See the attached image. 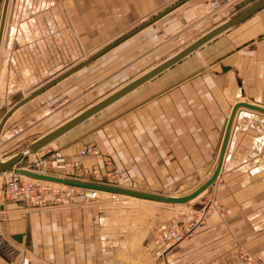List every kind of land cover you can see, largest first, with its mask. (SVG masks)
<instances>
[{
	"label": "crops",
	"instance_id": "1",
	"mask_svg": "<svg viewBox=\"0 0 264 264\" xmlns=\"http://www.w3.org/2000/svg\"><path fill=\"white\" fill-rule=\"evenodd\" d=\"M207 1L19 0L22 8L16 13L17 30L10 25L8 12L0 48V104H7L0 121L12 106L31 95L21 89L26 73L37 79L38 90L56 83L10 114L0 132V143L9 144L20 135L14 143L23 144L21 151L17 148L21 153L60 124L36 132L25 143L28 129L43 125L70 102L68 89L74 81L88 79L89 67L110 66L116 54L124 53L155 26L165 34L163 26L175 23L179 25L176 31H182L203 16ZM257 1H240L227 11L228 17ZM14 34L19 54L9 46L4 67L6 37H12L7 40L11 43ZM143 52L128 60L125 54L123 61L115 63H132L144 56ZM76 67L80 69L70 73ZM124 67L98 82L122 75ZM139 74L120 83L124 85ZM60 99L65 100L53 103ZM243 101L264 107V7L112 103L115 112L90 132L69 134L75 127L36 154L60 149L71 160L84 145L95 144L121 167L123 186L141 191L186 188L177 196L187 195L215 170L232 108ZM29 104L38 111L37 118L26 121L24 128L27 110L23 108ZM233 119L218 179L186 205L201 209L205 194L213 187L227 212L205 213L186 239L168 246L152 244L145 224L126 221L132 217L133 202L107 203L103 200L110 197L106 192L94 203L42 210L26 209L24 201L12 197L0 201V264H233L245 251L264 261V113L243 106ZM98 157L87 155L83 164L102 168L104 159ZM32 160L25 157L18 165L31 167ZM11 173L0 175L4 183Z\"/></svg>",
	"mask_w": 264,
	"mask_h": 264
},
{
	"label": "rangeland",
	"instance_id": "2",
	"mask_svg": "<svg viewBox=\"0 0 264 264\" xmlns=\"http://www.w3.org/2000/svg\"><path fill=\"white\" fill-rule=\"evenodd\" d=\"M18 1L19 0H10L9 6H8V8H10V11L8 10V12H9L8 20H9L10 25L16 26L15 27L16 30H17L16 13L18 12V10H20L22 8V6H20ZM208 2H209V0L207 1V3ZM3 4H4V0H0V19L2 16ZM23 8H26V7H23ZM237 8L238 7H236V9ZM230 10H231L230 8H226V10L219 12L217 14H215V13L210 14L209 13V3H208V7L206 5V9H205V12L203 13V16H201V18L198 19L196 22L191 23L189 26L182 27V31H180V32L176 31V30H178L177 28L179 27V25L177 26V25H175V23H172V24L168 23V25H166L167 26L166 28L163 26V32L165 31L164 32L166 34L165 35L163 33H159L157 31V27L155 26V29H154V27H153V29L151 28L153 31H151L150 34L144 35L143 37H141L138 41L134 42L133 44L131 43L132 45H130L127 48V50H125L124 53L121 52L120 54H116L115 57H117V58L115 60H113L114 63L110 62V66L102 64V65H96V66L89 67V72H88V76H87L88 79H84V78L82 79V81L85 82L84 86H81L82 81L78 82V83H77V81H74V84L71 88L73 90H71L70 88L68 89V91H69L68 99H70V102H68V104H66L63 107H60V110L54 115V117L45 121V123H44L45 125L43 124V125H39L36 128L33 127V128L28 129V133L24 135V138L26 139L25 143L28 142L29 140H31L32 138H34V136L36 134H38L36 132H39L40 130L42 131L43 129L50 127V125H52V124H55V126H56L57 124L63 122L64 120H68V117L70 118V116L73 117V116L77 115L78 113L82 112L83 109H85L86 107L96 103L98 100H101V99L105 98L106 96L110 95L111 92H113V91L119 89L120 87L126 85V83H128L129 81L126 82L124 85H122L123 83H120L125 79V77L130 76V75H137L140 72L142 74V71L144 73V71L147 69H149V70L153 69L154 66H156L157 64L161 63L162 61L169 58L170 56L175 55L176 53L181 51L186 45L193 42L194 39L196 40L199 36L205 34L212 27L226 21V19L229 18L227 11H230ZM26 13H27V11H26ZM7 16H8V14H7ZM165 20H167V19H165ZM6 22H7V18H6ZM162 22H164V21H162ZM9 23H8V25H9ZM158 24H162V23H158ZM6 25H7V23H6ZM5 30H6V26H5ZM13 37L14 38H13V41L11 43H8V41L12 37H9V38H8V36L6 37L7 39H6V43H5V48H7V49L3 51L4 52L3 58L1 60V64H4V67H5V64L8 62L7 56L10 55V54H8L9 52H7L9 49V46L12 47L13 52L18 53L16 51V49L18 48V37L15 34ZM142 50H145L146 53L143 52V54H145V55L142 57H139L138 60L133 61L132 63H130L131 61H129L125 64H116L115 63V62L118 63L119 61H123L126 58V57L124 58L125 54L127 56V60H128V58L131 59L133 56H134V58H136L139 55V52ZM123 66H125V67L123 68L124 72L122 75H120L118 73H117L118 75H115L116 73H114L115 76H112L110 80L104 81V82H98V81H101V79L103 77H105L106 75L112 73L113 71L116 72V69L123 67ZM117 72H120V71H117ZM139 76H140V74H139ZM130 77H132V76H130ZM23 79H24L23 81H25V86H23L21 89L22 90L25 89L26 93L30 92V94H32L33 92H35V89L38 90L40 84H38V85L35 84L36 80H37L36 78H33L31 75H28L26 73L25 77H23ZM88 80H89V82H88ZM118 84H120V85H118ZM117 85L120 87L112 90ZM63 92H66V90H64ZM108 92H109V94H108ZM72 97H75V98L71 99ZM68 99H66V100H68ZM64 100L65 99H63V100L60 99V101L57 100V102L55 100H53V103L57 104L58 102H61ZM49 103H50V105H52L51 101H49ZM5 107H7V104L6 105H3L2 103L0 104V113L4 111ZM24 107L25 108H23V109L27 110L26 114H24V117H23V125L25 128L26 121L28 123H30L32 121H36L38 111L35 110L34 107L30 106V104L25 105ZM115 108H116L115 104H112L110 107H107L105 110L101 111L100 113H97L96 116H94V117L90 118L89 120L83 122V124L76 127L69 134L79 135V134L83 133L85 130L91 131L94 127H96L99 124V122H101V120H103V118L105 119L107 115H112V113L115 112ZM19 136H16V138L15 137L11 138L10 139L11 142L9 141V144L8 143H6V144L0 143V153L3 157L6 156L7 154L11 156V154L17 153L18 149H20V151H21V149H23V147H22L23 144L22 145L20 144L21 142L19 144L14 143V142L18 141ZM94 147L97 150H99V152H101L100 149L97 148V146L95 144H94ZM40 155H41V153L39 154V157H40ZM92 156H94V155H92ZM26 157H27V159H30V160H32V159L36 160V156L33 154L31 156H26ZM98 158L101 161L104 159V163H101V165L103 167L101 168L97 165H94V167H90V165L85 164L86 167L98 169L99 171L96 174L85 173L83 176H80L79 179H82L85 181H90V182H95V183L106 182L109 184L111 183L113 185L115 184L118 186L125 187L121 184L120 179H119L120 173L122 172L121 167L117 165V162L112 157V155L109 153L101 152ZM16 166L17 167H24V165H18V164ZM26 168H29L33 171L43 170L42 166H40L38 169L33 168L32 166L26 167ZM112 177L114 179H111ZM3 183H4V181H3ZM125 188H128V187H125ZM133 189H135V188H133ZM212 189H213V187H212ZM212 189H210L209 192H207L205 194L206 195L204 198V204L205 205L203 204L201 209H194V208L192 209V207H190L189 205L186 206L187 203H184V204H174L173 203L170 205V204H167L164 202H159V201H158V203L155 201L154 202L153 201L152 202L151 201H144L143 202L142 200L140 201V198L135 197V198H129L128 199L124 195H120L121 196L120 199H115V198L112 199L109 192H106V194L110 197L103 198V200H105L107 203L114 204V205L120 204V203L123 204L126 202L129 203V201L133 202V203H131V209H133V213H131L132 217L130 219H126V221H128L130 224H135V222H136V224H142L143 226L145 224L146 229L149 231V233H151L152 244H154L156 246H160V245H163V246L167 245L168 246L171 244H168V243L163 242V241H158V238H157L158 228L161 224H164L165 222L172 223L174 221L180 229H182V230L186 229L187 230L190 225H192V224L198 222L200 219H202V217L204 216V215H202V212H204L205 209H206L205 213L227 212L225 207H223L220 199L217 197L216 193ZM179 190H182V191H179ZM144 191H148V192H152V193H156V194L160 193V194H165V195H173V194L177 195V193H184V191H186V188L180 189L178 187H174V188H170V189L169 188L165 189V188L159 187L158 189H155V190L153 189V190H144ZM102 192H105V191H101V193ZM178 196H183V195H178ZM78 197H80V196H77L76 203H84L83 202L84 198L81 196L80 198H82V199L80 200V199H78ZM0 198L2 200L6 199V198L2 197V194H1ZM86 203H94V202L88 201ZM178 242L179 241L174 242V244L178 243ZM174 244H172V245H174ZM238 260L239 259L237 257L235 262H233V264H238ZM261 262L264 263V261H261Z\"/></svg>",
	"mask_w": 264,
	"mask_h": 264
},
{
	"label": "water",
	"instance_id": "3",
	"mask_svg": "<svg viewBox=\"0 0 264 264\" xmlns=\"http://www.w3.org/2000/svg\"><path fill=\"white\" fill-rule=\"evenodd\" d=\"M10 0H4V4H3V11H2V16L0 19V44L2 41V34H3V30L5 27V19H6V15H7V10H8V4H9ZM264 7V0H258L257 2H255V4H253L252 6L242 10L239 14L232 16L229 19H226V21L212 27L210 30H208L205 34L199 36L196 40H194L193 42H191L190 44L186 45L181 51H179L178 53H176L175 55H172L171 57L165 59L164 61H162L161 63L157 64L156 66H154L153 69H150L142 74H140L139 77H136V79L129 81L128 83H126V85L120 87L119 89L115 90L113 93H111L110 96H107L106 98H103L102 100H99L97 103L88 106L87 108H85L82 112H80L79 114L69 118L67 121L60 123L58 126L54 127V129L46 132L45 134L41 135L39 138H37L36 140H34L33 142H31L30 144L27 145V147L25 148L24 152L22 153H17L14 156H12L11 158H6L5 161H2V159L0 158V175H2L3 173L7 172V171H12L15 170L18 173L24 175V176H30V177H34L37 179H46V180H50V181H58V182H62L66 185H73V186H77V187H81V188H89V189H94V190H103V191H107L110 193H119V194H124L127 196H133V197H137L140 199H149V200H153V201H160V202H164V203H169V204H183V203H187V201H190L196 197H198L199 195L202 194V192L207 189L209 186H211L215 181L216 178H218V174H219V170L221 169L223 163V159L227 150V144L229 141V137H230V129L233 123V117L236 114V112L239 110V108L245 106L247 108L253 109L255 111H260L262 113H264V107L262 105H256V104H252L249 102H238L236 103L231 111V114L229 116V121L228 124L226 126V130L224 132V137H223V141L221 144V150L219 152L218 158H217V165L215 170L213 171V173L211 174V176L202 183V185H200L199 187H197L195 190H193L192 192H189L187 195H183V196H177V195H165V194H156V193H152V192H148V191H141V190H137V189H133V188H125L122 186H118V185H107V184H103V183H95V182H88V181H79V180H74V179H64L61 177H54L52 175H48L45 173H37L35 171H32L31 169H24V167H17L16 165L18 163H20L21 160H23L25 158V156L27 154H36L37 151H39L42 147L47 146L48 144L52 143L55 139H57L59 136L69 132L71 129L83 124V121L91 118L92 116L96 115L98 112H100L101 110L105 109L106 107L112 105V103H114L115 101L119 100L120 98L126 96V94L130 93L131 91H133L134 89L140 87V85L144 84L145 82L155 78L156 75L160 74L161 72L169 69V67L175 65L176 63H178L179 61H181L184 57H186L187 55L195 52L196 50H198V48L206 43H208L209 41H211L213 38H215L216 36L226 32V30L234 25L239 24L241 21L247 19L248 17H250L252 14H254L257 10L261 9ZM147 25V24H146ZM144 25H142L143 27ZM141 26L138 27V29L134 30V32L132 33H128L127 35L124 36V38L116 41L115 43L111 44L110 47L124 41L125 38L131 36L133 33L137 32L140 28H142ZM110 47L105 49V52L108 51L110 49ZM91 61V60H89ZM89 61L85 62L88 63ZM78 69H80V67H76L74 69H72L70 71V73H73L75 71H77ZM56 83V82H53ZM53 83L48 84L46 86H44L43 88L39 89L37 92L32 93L30 96L24 98V100L18 102L15 106H13L10 109V112L7 114V116L5 117V119L7 117H9V115L19 106L23 105L25 102L34 99L35 97L38 96L39 93L43 92L44 90L50 88L51 86H53ZM3 122L0 123V132L2 130L3 127ZM36 159L38 162V166L40 167L41 161L39 158V155L36 154ZM4 184H3V178L0 177V197L2 194V190H3ZM1 201V198H0ZM2 205L0 204V208L2 209L3 207H1Z\"/></svg>",
	"mask_w": 264,
	"mask_h": 264
},
{
	"label": "built area",
	"instance_id": "4",
	"mask_svg": "<svg viewBox=\"0 0 264 264\" xmlns=\"http://www.w3.org/2000/svg\"><path fill=\"white\" fill-rule=\"evenodd\" d=\"M242 0H209V13H219L226 8L234 7L240 4ZM78 156L74 159L68 160L65 153L60 149H48L41 153L40 161L42 168H45L47 174L59 173L68 178L72 177L78 179L85 173L96 174L99 170L86 167L83 164V159L87 155L98 156L101 152L97 150L94 145L86 144L78 151ZM33 168L38 169V162L34 159ZM109 175V174H108ZM111 177V176H110ZM111 179H114L113 177ZM109 180V179H108ZM2 190V197L12 199V197L19 198L25 203L26 209L42 210V209H56L59 207H71L76 204L77 196H82L83 202H93L100 198L98 191L92 189H80L74 186H64L60 183H52L50 181L32 179L24 177L17 173H11V176L4 183ZM119 199L113 196L112 199ZM198 222L189 226L186 229H180L176 223L165 222L158 228V241H163L168 244H174L193 234L196 230ZM238 264H263L259 259L254 258L250 253L241 252L238 256Z\"/></svg>",
	"mask_w": 264,
	"mask_h": 264
},
{
	"label": "bare ground",
	"instance_id": "5",
	"mask_svg": "<svg viewBox=\"0 0 264 264\" xmlns=\"http://www.w3.org/2000/svg\"><path fill=\"white\" fill-rule=\"evenodd\" d=\"M9 3H10V1H9ZM8 6H9V4H8ZM7 8H8V7H7ZM8 10H9V8H8ZM8 10H7V14H8ZM6 18H7V15H6ZM5 22H6V19H5ZM5 26H6V24H5ZM4 31H5V27H4V30H3V34H4ZM3 34H2V37H1V38H2V41H3ZM2 41H1V44H0V48H1V45H2ZM0 53H1V52H0ZM113 92H114V91H113ZM113 92H112V93H113ZM109 96H110V95H109ZM105 98H106V97H105ZM15 105H16V104H15ZM15 105H14V106H15ZM12 107H13V106H12ZM12 107H11V108H12ZM11 108H10V109H11ZM14 111H15V110H14ZM9 112H10V111H9ZM9 112H8V113H9ZM8 113H7V114H8ZM7 114L2 118V120L0 121V123L3 122V124H4V122H5V121L7 120V118H8V117H7V118L5 119V117L7 116ZM9 116H10V115H9ZM3 124H2V125H3ZM3 127H4V125H3ZM45 147H46V146H45ZM42 148H44V147H42ZM42 148H41V149H42ZM41 149H40V150H41ZM40 150H39V151H40ZM23 152H24V151H23ZM37 152H38V151H37ZM32 154H33V153H32ZM27 155H30V154H27ZM13 156H14V155H13ZM11 157H12V156H11ZM25 157H26V156H25ZM224 157H225V156H224ZM0 158L2 159V161H5V160H6V158H4V157L1 155V153H0ZM223 160H224V159H223ZM222 163H223V161H222ZM41 166H42V164H41ZM222 166H223V165H222ZM24 169H26V168H24ZM28 169H29V168H28ZM221 169H222V167H221ZM221 169L219 170V173L221 172ZM32 171H33V170H32ZM10 172H11V171H10ZM12 172H13V173H17V174H19V175H22V174L18 173V172L15 171V170H12ZM35 172L40 173V174H41V173H45V174H47V173L45 172V168H44L43 170H41V171H35ZM48 175H52V176H54V177H55V176H56V177H61V178H64V179H74V180H79V181H83V182H85V180H82V179H79V178H78V179H75V178H72V177L68 178V177L63 176V175H61V174H59V173L48 174ZM218 175H219V174H218ZM22 176H24V175H22ZM24 177H26V176H24ZM27 177H30V176H27ZM217 177H218V176H217ZM30 178L33 179L34 177H30ZM34 179H37V178H34ZM217 179H218V178H216V180H217ZM39 180L50 181V180H46V179H39ZM50 182H52V183H54V184H56V183H60L61 185H64V186H73V185H66V184H64V183H62V182H58V181H56V180H55V181H50ZM88 182H90V181H88ZM215 182H216V181H215ZM215 182H214V183H215ZM99 183H101V182H99ZM103 184H104V183H103ZM107 185H109V184H107ZM112 186H113V185H112ZM74 187H77V186H74ZM77 188H80V189H87V190L89 189V188H81V187H77ZM92 190H94V189H92ZM205 190H206V189H205ZM205 190H204V191H205ZM96 191H98V193H99V195H100L101 191H103V190H100V191H99V190H96ZM204 191H203V192H204ZM105 192H107V191H105ZM109 194L111 195V197L116 196V197H118L119 199H120V197H121L120 195H124V194H119V193H114V194H113V193H110V192H109ZM201 195H202V194H201ZM100 196H101V195H100ZM124 196H125L126 198H128V199H129V198H135V197L130 196V195H129V196L124 195ZM199 196H200V195H199ZM194 199H195V198H194ZM96 200H98V199H96ZM96 200H92V201L94 202V201H96ZM141 200H142L143 202H144V201H151V202L153 201V200H149V199H145V198H144V200H143V199H140V201H141ZM153 202H154V201H153ZM159 202H160V201H159ZM187 202H190V201H187ZM167 204H169V203H167ZM174 204H175V203H174ZM183 204H184V203H183ZM205 212H206V209H205L204 212H202V215H205ZM180 241H181V240H180ZM176 242H177V241H176ZM248 253H249V252H248ZM250 254H251V253H250ZM251 255H252L254 258H256L253 254H251ZM256 259H257V258H256ZM260 262H261V261H260ZM261 263H263V262H261ZM263 264H264V263H263Z\"/></svg>",
	"mask_w": 264,
	"mask_h": 264
}]
</instances>
